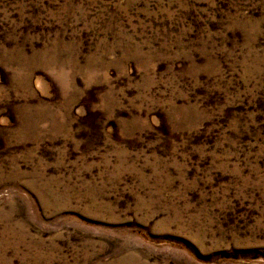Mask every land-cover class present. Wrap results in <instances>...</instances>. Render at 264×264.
Instances as JSON below:
<instances>
[{"label":"rangeland","instance_id":"rangeland-1","mask_svg":"<svg viewBox=\"0 0 264 264\" xmlns=\"http://www.w3.org/2000/svg\"><path fill=\"white\" fill-rule=\"evenodd\" d=\"M0 264H264V0H0Z\"/></svg>","mask_w":264,"mask_h":264}]
</instances>
